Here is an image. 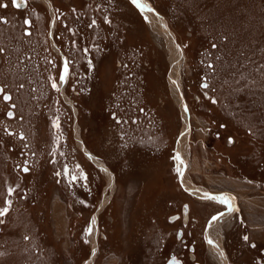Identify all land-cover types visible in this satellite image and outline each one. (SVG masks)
I'll return each mask as SVG.
<instances>
[{"label":"rangeland","instance_id":"obj_1","mask_svg":"<svg viewBox=\"0 0 264 264\" xmlns=\"http://www.w3.org/2000/svg\"><path fill=\"white\" fill-rule=\"evenodd\" d=\"M30 1L0 7V264H86L95 232L91 264H264V0Z\"/></svg>","mask_w":264,"mask_h":264},{"label":"bare ground","instance_id":"obj_2","mask_svg":"<svg viewBox=\"0 0 264 264\" xmlns=\"http://www.w3.org/2000/svg\"><path fill=\"white\" fill-rule=\"evenodd\" d=\"M149 11H147V9H145V12H144L145 13V16H146V18L148 20L149 26L151 27L152 30L158 31L161 35H163L166 38V40L168 42L169 50H171L172 47H173L172 39L169 36H166L167 33L165 32L166 30L163 29L164 26L161 23V21H159L158 18L154 14L150 13ZM170 53L172 55V59H171L172 60V63H173V66L172 67L174 69V64L176 65L177 62H178L177 60H179L180 58L177 57V53L172 52V50H171ZM172 90H173V95L175 97V100H176L177 104L181 108V111H182V114H183V118H184L185 122H187V112H186V108L184 106V102H183L184 100L182 99V96H181L182 94L180 92L179 85L177 84V82H175L173 80H172ZM74 111L76 112L75 109H74ZM184 134H186V131L184 133H182L183 136H184ZM77 139L79 140L78 136H77ZM78 143H80V141ZM183 143H184V140L183 139H180L179 140V144H178L179 152L182 150ZM92 160H94L97 163V165L100 166L101 169H103V171H105L107 173V175L109 174V171L107 170V168L102 163L98 162L94 158ZM112 183H113V181L111 179H109V187H112ZM183 183H184L185 187L189 188L190 191L193 192V193H195L196 196H198V197H207L209 195L204 190H200V189H197V188H194V187L193 188L190 187L191 185L189 186V183H187L185 181ZM210 196L213 197L214 195H210ZM218 197L219 198H222L220 196H218ZM106 203H107V197H106V194H104L103 199H102V201L100 203L99 209H101ZM53 207H54V209H53V211H54L53 212V215H54V218L56 219V227H58L57 229L59 230V225L62 224V205L57 200V201L54 202V206ZM185 210L187 212V206H185ZM96 217L93 218V224H94V226H96V221H97L96 220ZM210 231L211 230H209V232ZM96 237H97V235H96V232H95V235L93 236V240H92V256L95 254L96 248H97ZM209 241H211V243L209 242V250H210V252L212 254V257L217 261L218 264H228L227 263V260H226V257L223 254V250L221 248V245H220L219 241H217L216 239H213L214 242L212 240H209ZM92 256L90 257L89 261L86 264H91L92 258H93Z\"/></svg>","mask_w":264,"mask_h":264},{"label":"flooded vegetation","instance_id":"obj_3","mask_svg":"<svg viewBox=\"0 0 264 264\" xmlns=\"http://www.w3.org/2000/svg\"><path fill=\"white\" fill-rule=\"evenodd\" d=\"M1 2H0V4L1 5H3V4H6L7 5V7H11V8H13L15 11L16 10H19V9H24V8H29L30 7V4H31V1L30 0H25V2L24 3H22V6L21 7H19V8H17V7H15L14 5H13V0H0ZM40 2H42V3H46V4H51V6H52V11H53V3H52V1H49V0H39ZM51 2V3H50ZM45 4V5H46ZM36 12H37V10H36ZM37 16H39V15H37ZM0 18H2V19H4L5 21H7L8 19H7V16H5V15H0ZM24 21L25 20H29V21H31V19H30V17L29 16H25L24 18ZM38 20L40 19V18H37ZM51 21H52V23H49V25H50V27H51V24H52V27H53V25H54V27L56 26L57 27V18H55V17H53V18H51ZM50 21V22H51ZM31 23H32V21H31ZM30 23V24H31ZM7 24L9 25V23H8V21H7ZM50 28V29H52V31L54 30V28ZM25 32L26 33H30L31 32V29L29 28V27H26L25 28ZM52 44H53V48H55L54 46H56L57 47V49H58V47H59V45L57 44V42H54V40H52ZM58 45V46H57ZM59 51H61L60 49H59ZM69 61V60H68ZM65 76H66V71L64 72V74H63V78H65ZM2 86V85H1ZM3 87V86H2ZM59 88V87H58ZM57 88V89H58ZM62 88V90H63V86L61 87ZM11 96H12V94H11ZM13 97V96H12Z\"/></svg>","mask_w":264,"mask_h":264},{"label":"snow or ice","instance_id":"obj_4","mask_svg":"<svg viewBox=\"0 0 264 264\" xmlns=\"http://www.w3.org/2000/svg\"><path fill=\"white\" fill-rule=\"evenodd\" d=\"M24 2H25V0H13V5H14L15 7L19 8V7L22 6V3H24ZM133 3L138 4V6L141 7V8L146 7L145 5L140 4V3H139V0H133ZM0 7H7V5H6V4H3V5H0ZM0 19H2V18H0ZM24 23H25V24H30L31 21H29V20H25ZM65 71H67V67H65ZM53 87H55V85H53ZM205 87H207V85H205ZM4 99L7 100V99H10V97L5 96ZM9 115H11V113H9ZM23 170H24V171H28L27 168H24ZM73 179H75V177H73ZM9 191H11V189H10ZM4 211H7V209L0 210V215H2ZM220 215H223V213H221ZM217 219H219V216H214V217L212 218L213 221H215V220H217ZM88 231H89V233H90V232H91V229H88ZM244 239L247 240L248 238H247V237H244ZM209 242L211 243V241H209Z\"/></svg>","mask_w":264,"mask_h":264},{"label":"water","instance_id":"obj_5","mask_svg":"<svg viewBox=\"0 0 264 264\" xmlns=\"http://www.w3.org/2000/svg\"><path fill=\"white\" fill-rule=\"evenodd\" d=\"M201 85L203 86L204 85V83H201ZM1 90H2V87H1V85H0V92H1ZM4 97L5 96H8L9 97V93H7V92H4ZM185 103V102H184ZM22 133H19V135H21ZM228 139H230V137H228ZM180 179V178H179ZM224 203H225V205H226V208H229L230 207V205H229V203L228 202H226V201H224ZM223 211H224V209H223Z\"/></svg>","mask_w":264,"mask_h":264}]
</instances>
